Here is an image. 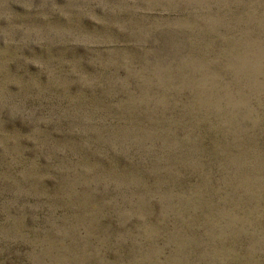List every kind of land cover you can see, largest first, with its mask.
Masks as SVG:
<instances>
[{"label":"rangeland","instance_id":"obj_1","mask_svg":"<svg viewBox=\"0 0 264 264\" xmlns=\"http://www.w3.org/2000/svg\"><path fill=\"white\" fill-rule=\"evenodd\" d=\"M0 264H264V0H0Z\"/></svg>","mask_w":264,"mask_h":264}]
</instances>
